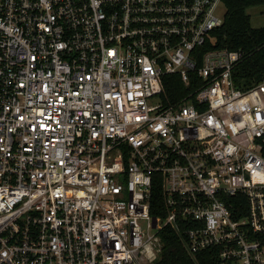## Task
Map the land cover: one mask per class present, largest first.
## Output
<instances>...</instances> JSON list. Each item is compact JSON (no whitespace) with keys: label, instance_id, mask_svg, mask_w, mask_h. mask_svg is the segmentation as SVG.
Segmentation results:
<instances>
[{"label":"built area","instance_id":"built-area-1","mask_svg":"<svg viewBox=\"0 0 264 264\" xmlns=\"http://www.w3.org/2000/svg\"><path fill=\"white\" fill-rule=\"evenodd\" d=\"M222 5L0 0V264H156L166 227L264 264V77L210 48ZM167 76L192 92L164 107Z\"/></svg>","mask_w":264,"mask_h":264},{"label":"trees","instance_id":"trees-1","mask_svg":"<svg viewBox=\"0 0 264 264\" xmlns=\"http://www.w3.org/2000/svg\"><path fill=\"white\" fill-rule=\"evenodd\" d=\"M225 14L222 27L212 33L211 49L241 51L242 60L232 78L237 89L245 92L259 84L264 77V27L253 28L248 11L264 6V0H223ZM165 89L160 96L164 107L178 102L192 92L177 76L164 78ZM163 199L159 184L153 186L151 214L163 215ZM162 251L156 264H206L210 252L192 256L187 251L184 236L170 227L160 234ZM207 264H211L207 263Z\"/></svg>","mask_w":264,"mask_h":264},{"label":"rangeland","instance_id":"rangeland-1","mask_svg":"<svg viewBox=\"0 0 264 264\" xmlns=\"http://www.w3.org/2000/svg\"><path fill=\"white\" fill-rule=\"evenodd\" d=\"M225 14V7L222 5L219 9V15L223 17ZM251 19V26L253 28L264 27V6L253 8L248 11Z\"/></svg>","mask_w":264,"mask_h":264}]
</instances>
